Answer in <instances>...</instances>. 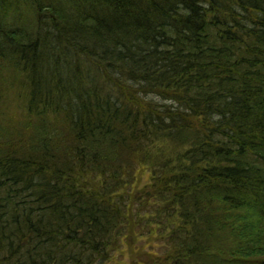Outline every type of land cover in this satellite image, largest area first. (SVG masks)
<instances>
[{"label": "trees", "instance_id": "1", "mask_svg": "<svg viewBox=\"0 0 264 264\" xmlns=\"http://www.w3.org/2000/svg\"><path fill=\"white\" fill-rule=\"evenodd\" d=\"M0 264H264V0H0Z\"/></svg>", "mask_w": 264, "mask_h": 264}]
</instances>
